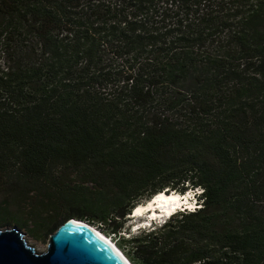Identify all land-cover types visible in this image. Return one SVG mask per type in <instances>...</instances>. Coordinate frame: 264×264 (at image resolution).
<instances>
[{
  "label": "trees",
  "instance_id": "trees-1",
  "mask_svg": "<svg viewBox=\"0 0 264 264\" xmlns=\"http://www.w3.org/2000/svg\"><path fill=\"white\" fill-rule=\"evenodd\" d=\"M0 197V224L88 221L132 264H264V0H0Z\"/></svg>",
  "mask_w": 264,
  "mask_h": 264
},
{
  "label": "water",
  "instance_id": "water-1",
  "mask_svg": "<svg viewBox=\"0 0 264 264\" xmlns=\"http://www.w3.org/2000/svg\"><path fill=\"white\" fill-rule=\"evenodd\" d=\"M91 225L77 218L66 220L44 252H38L18 227L0 229V264H132Z\"/></svg>",
  "mask_w": 264,
  "mask_h": 264
},
{
  "label": "rangeland",
  "instance_id": "rangeland-1",
  "mask_svg": "<svg viewBox=\"0 0 264 264\" xmlns=\"http://www.w3.org/2000/svg\"><path fill=\"white\" fill-rule=\"evenodd\" d=\"M189 196V195H188ZM188 199V197H187ZM1 200V197H0ZM146 203V202H145ZM189 202H187L188 204ZM28 206H31V202L29 201ZM30 210V208L28 207L27 210H22V211H17V209H13L12 212L13 214L16 215V219L18 220V222L15 223H10V224H0V229H4V228H13V227H18L19 230L25 235L26 239L28 240V242L33 245L34 247H36V249L38 250V252H44L47 249V246L49 244L50 241V237L57 231V229L61 226H58L56 228H54L53 230L49 231L47 234L42 233L40 235V231H39V227L37 226L38 221L36 220H32L30 217L28 218V211ZM147 217H149V215H147ZM166 216H164L163 218H158L156 219V221L153 220H148L143 221L142 223L138 222V218H131V216H127V222H126V230H123L121 232V236L122 237H129V233L132 232L133 234H136L138 231L137 229L139 228H150L151 225L153 226H160L162 225L166 220ZM168 219V218H167ZM94 226V225H93ZM97 227V226H94ZM103 234H105L106 236H108V238H111L112 241L114 243H116L119 238L120 235L118 236H114L113 234H108L106 233V231H104V229L98 228ZM40 236V237H37ZM119 243H116V247L119 248ZM120 249V248H119ZM121 250V249H120ZM124 255L126 256L125 252L123 250H121ZM127 257V256H126Z\"/></svg>",
  "mask_w": 264,
  "mask_h": 264
},
{
  "label": "bare ground",
  "instance_id": "bare-ground-1",
  "mask_svg": "<svg viewBox=\"0 0 264 264\" xmlns=\"http://www.w3.org/2000/svg\"><path fill=\"white\" fill-rule=\"evenodd\" d=\"M187 200L188 199L186 195H180L178 192H161L149 202L136 206L130 216L133 219L138 218L139 223H142L143 221L147 222L148 220H153L154 218H163L164 216L170 215L174 211L173 209L178 207V205L187 204ZM147 215H149V217H147ZM91 227L94 228L99 235L103 237L106 236L93 225H91ZM111 242L114 243L113 241ZM117 249L123 254V252L118 247Z\"/></svg>",
  "mask_w": 264,
  "mask_h": 264
},
{
  "label": "clouds",
  "instance_id": "clouds-1",
  "mask_svg": "<svg viewBox=\"0 0 264 264\" xmlns=\"http://www.w3.org/2000/svg\"><path fill=\"white\" fill-rule=\"evenodd\" d=\"M191 194V200L189 201L188 205H189V209L190 211L188 212H194V211H197L199 209H201V207H198V201L202 202V199H201V195L203 194V191L201 190V188H198L196 190H190L188 192H186V194H184L183 196L185 195H190ZM182 195V194H180ZM116 245V243H115Z\"/></svg>",
  "mask_w": 264,
  "mask_h": 264
},
{
  "label": "built area",
  "instance_id": "built-area-1",
  "mask_svg": "<svg viewBox=\"0 0 264 264\" xmlns=\"http://www.w3.org/2000/svg\"><path fill=\"white\" fill-rule=\"evenodd\" d=\"M202 190V189H201ZM203 191V190H202ZM198 207H202L203 206V202H200V201H198Z\"/></svg>",
  "mask_w": 264,
  "mask_h": 264
}]
</instances>
